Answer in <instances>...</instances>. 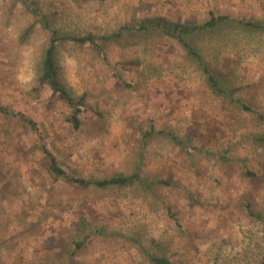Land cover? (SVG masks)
I'll list each match as a JSON object with an SVG mask.
<instances>
[{
  "label": "rangeland",
  "instance_id": "374dc122",
  "mask_svg": "<svg viewBox=\"0 0 264 264\" xmlns=\"http://www.w3.org/2000/svg\"><path fill=\"white\" fill-rule=\"evenodd\" d=\"M211 9L264 19V0H0V264H154L148 250L172 264H260L263 36L226 28L195 38L261 115L216 98L177 41L154 32L60 44L65 78L86 97L79 128L36 78L54 34L100 36L153 16L194 24ZM149 129L162 133L142 148ZM43 144L78 177L131 173L142 154L144 172L170 183L157 193L84 188L52 175Z\"/></svg>",
  "mask_w": 264,
  "mask_h": 264
},
{
  "label": "trees",
  "instance_id": "16d2710c",
  "mask_svg": "<svg viewBox=\"0 0 264 264\" xmlns=\"http://www.w3.org/2000/svg\"><path fill=\"white\" fill-rule=\"evenodd\" d=\"M226 28H231L244 33L257 34L264 37L263 18L249 19L237 17L217 9L209 10L208 17L204 21L194 24L182 23L181 21H171L162 16L146 17L140 20L137 24L123 25L110 34L100 36L91 33L83 37L76 35L57 36L54 34L43 53L36 72V78L41 86H48L54 96H57L67 104L70 109L68 120L75 128H79L81 126L83 107L86 105V97L85 95H76L73 87L65 78L64 67L59 58L60 44L67 39L76 43L89 42L92 45L99 47V44H97L99 41L98 38L103 39L104 41H111L123 37L125 32L132 33L137 37L146 33L154 32L159 35L170 36L177 41V43L185 50L188 57L195 62L198 68L204 73L207 83L216 98H220L226 104L234 106L241 112H248L255 115L257 113V115H261V113L256 112L255 108L248 104L242 96H239L236 93L238 86L231 84V82L224 80L221 77L218 72L222 71L218 67H215L213 61L205 56L202 48L195 42L197 36L221 32ZM105 61L107 62L106 59ZM119 78L125 83L121 77ZM0 110L7 112L2 106H0ZM13 114L20 116V118L29 123L32 128H36L35 122L30 118L21 113L13 112ZM161 133V131L155 129L142 131L141 147L144 148L151 138L156 134ZM170 135L175 143L180 146L189 145L195 147L191 136H181L174 133H170ZM256 140L264 145V135H259ZM42 149L48 159L49 170L55 178H62L66 181H71L84 188L89 186L108 188L112 186L128 187L135 185L143 188L146 192L155 193L160 186L169 185L170 183L167 180L152 177L144 172L142 154H140V160L137 162L131 173H117L99 179H86L84 177L72 175L66 171L60 165L56 156L44 144L42 145ZM248 210L252 215H258V212H255L250 205H248ZM84 241L83 238L76 240L75 246L69 255L70 259L74 257ZM154 243L159 245V242L156 240H154ZM147 255L154 264H172L171 259L163 253H156L148 250ZM260 264H264V258L261 260Z\"/></svg>",
  "mask_w": 264,
  "mask_h": 264
}]
</instances>
